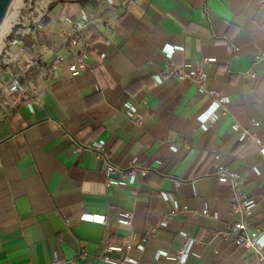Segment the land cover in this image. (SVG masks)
Masks as SVG:
<instances>
[{"label": "crops", "instance_id": "1", "mask_svg": "<svg viewBox=\"0 0 264 264\" xmlns=\"http://www.w3.org/2000/svg\"><path fill=\"white\" fill-rule=\"evenodd\" d=\"M83 12L99 22L86 67L74 73L55 61L71 55L69 43H58ZM37 17L42 59L24 81L30 99L0 109V264H176L182 233L195 240L184 264H263L221 238L204 244L238 220L218 165L239 174L238 191L256 201L248 221L264 230V158L258 144L240 141L242 131L264 141V5L59 0ZM164 48L175 49L171 58ZM184 65L203 71L216 96L188 80L156 82L168 66ZM218 97L229 102L215 107ZM99 141L114 164L136 159L150 173L108 187L104 162L77 151ZM173 201L190 211L176 212ZM205 208L218 218L194 212ZM161 221L168 225L150 237ZM107 241L132 249L108 251ZM160 251L170 257L156 262Z\"/></svg>", "mask_w": 264, "mask_h": 264}, {"label": "built area", "instance_id": "2", "mask_svg": "<svg viewBox=\"0 0 264 264\" xmlns=\"http://www.w3.org/2000/svg\"><path fill=\"white\" fill-rule=\"evenodd\" d=\"M261 6L264 5V0H259ZM40 15V14H39ZM40 18L32 17V24L28 26L26 31H17L14 32V38H12L9 43L13 48L22 47L21 37L28 36L33 40L32 44V54H27L25 49L21 48L13 57L17 63L21 64L26 62V66L21 73L17 74L15 77L11 76L8 78V81H4V78H0V93L7 104L6 106H14L18 102H26L30 99L31 91L30 89L24 86V81L26 80L27 74L36 67L41 61L42 57L37 52L38 42L35 31H33V26L38 25ZM99 22V19L95 16L89 15L86 12H83L79 19L72 22V28L69 33L64 34V37L59 41L58 46L69 43L71 49V55L69 57L59 56L56 58V64L68 63L69 69L78 73L85 69L87 64L88 51L92 46V39L90 35L91 27L95 26ZM13 32V31H12ZM166 50V48H164ZM50 51L53 48L49 49ZM175 49L166 50L168 57H172ZM102 57H105L102 55ZM261 59L264 58V54L261 55ZM3 74H0V76ZM179 78L181 80L191 81L197 88L198 91L202 94H210L216 96L214 91L207 89V75L200 70H194L190 65H184L182 67H172L168 66L165 73L156 77V82L162 84L163 82L171 79ZM7 80V79H6ZM229 100L227 98H217L214 102L215 107H219L221 104H227ZM135 109H131L130 114L135 113ZM136 122H140L137 119ZM235 130H239L238 125L234 126ZM241 142H253L260 146L259 153L264 158V141L260 139L254 133H248L242 131L240 135ZM175 149V147H173ZM84 150H89L96 153V156L101 159L106 165V185L111 186H126V185H137L140 182V179L145 178L149 169L143 168L139 165L138 161L134 159L131 161L128 167H120L114 164L106 148V143L104 141L95 142L89 146H78L77 151L82 152ZM216 160H220V155H215ZM215 177L218 181L222 183H228L233 189L232 195V212L238 216V220L230 225L226 230L214 231L211 234L210 240L204 245L207 246L211 244L216 239H223L237 247H243L245 250L249 251L254 257L259 259L264 264V230L255 229L251 223L248 221L249 216L252 213V210L256 206V201L250 197H247L244 194H241L238 191L240 185V176L237 172L232 171L229 167L225 165H218L215 170ZM165 201H170V197L167 194H163ZM173 208L176 212L187 213L190 209L185 206L180 208L179 204L176 201H173ZM205 217H210L212 219H217L218 214L212 212L209 209L205 208L201 211H194ZM98 221L102 223H107L105 217H99ZM119 222L122 225L131 224V216L129 214H122L119 218ZM168 225L167 221H161L158 223L150 232V237H153L157 229L161 227H166ZM182 237L185 239L183 248L179 251L176 258V264L186 263L190 251L192 249L195 240L190 238L187 233H182ZM106 249L108 251H130L132 249L131 244L126 246H116L110 242H106ZM139 250L143 251L144 246L139 245ZM163 257H170L166 252H158L155 255L156 262ZM119 264H140L139 260L126 257Z\"/></svg>", "mask_w": 264, "mask_h": 264}, {"label": "rangeland", "instance_id": "3", "mask_svg": "<svg viewBox=\"0 0 264 264\" xmlns=\"http://www.w3.org/2000/svg\"><path fill=\"white\" fill-rule=\"evenodd\" d=\"M58 1L59 0H16L15 3H17V5L15 6L14 4V7L17 10L15 8H14L15 10H13L15 16L12 18L10 22V29L3 36L1 43L2 49L0 51V74H3L0 76L1 79L4 78L5 79L4 81L7 82L9 77L11 76L15 77L17 74H20L22 68L24 70L26 66V62L19 64L17 63L18 60L17 62L13 60V57L16 54H18L21 48L27 49L26 51H28V47L31 45L29 44L30 42L29 39L31 38L25 36L23 37L24 41L22 47L13 48L9 43V37L13 33L12 32L13 28L16 27V31L18 29L21 32L26 31L28 26L32 24V17H36L40 13L42 14L44 13L45 15V11H48ZM12 9L10 13L12 12ZM25 44H27L28 46L27 48L25 47ZM5 103H6L5 98H3V96H1L0 93V109L7 107L6 106L7 104Z\"/></svg>", "mask_w": 264, "mask_h": 264}, {"label": "water", "instance_id": "4", "mask_svg": "<svg viewBox=\"0 0 264 264\" xmlns=\"http://www.w3.org/2000/svg\"><path fill=\"white\" fill-rule=\"evenodd\" d=\"M15 2L16 0H0V28L8 18V15Z\"/></svg>", "mask_w": 264, "mask_h": 264}, {"label": "bare ground", "instance_id": "5", "mask_svg": "<svg viewBox=\"0 0 264 264\" xmlns=\"http://www.w3.org/2000/svg\"><path fill=\"white\" fill-rule=\"evenodd\" d=\"M17 5V3H15V6ZM15 7L13 6V9H12V12L8 15V18L6 19V21L3 23V25L1 26V28H0V51H1V49H2V38H3V36L5 35V33L7 32V31H9V29H10V22H11V20H12V18L15 16V14H14V11L13 10H15L14 9ZM17 10V9H16ZM16 12V11H15Z\"/></svg>", "mask_w": 264, "mask_h": 264}, {"label": "trees", "instance_id": "6", "mask_svg": "<svg viewBox=\"0 0 264 264\" xmlns=\"http://www.w3.org/2000/svg\"><path fill=\"white\" fill-rule=\"evenodd\" d=\"M15 31H16V27L13 28V33L10 35V37H9V41H10L12 38H14V32H15ZM21 40H22V42L24 41L23 38H21Z\"/></svg>", "mask_w": 264, "mask_h": 264}]
</instances>
